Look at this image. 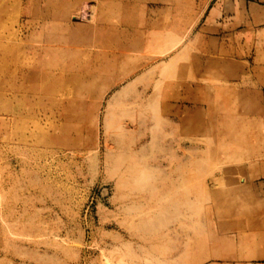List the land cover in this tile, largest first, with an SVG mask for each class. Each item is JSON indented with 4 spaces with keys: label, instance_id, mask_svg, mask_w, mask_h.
<instances>
[{
    "label": "rangeland",
    "instance_id": "rangeland-1",
    "mask_svg": "<svg viewBox=\"0 0 264 264\" xmlns=\"http://www.w3.org/2000/svg\"><path fill=\"white\" fill-rule=\"evenodd\" d=\"M227 1L0 0V264H264V0Z\"/></svg>",
    "mask_w": 264,
    "mask_h": 264
},
{
    "label": "crops",
    "instance_id": "crops-1",
    "mask_svg": "<svg viewBox=\"0 0 264 264\" xmlns=\"http://www.w3.org/2000/svg\"><path fill=\"white\" fill-rule=\"evenodd\" d=\"M223 0H220V2H222ZM231 1V0H230ZM243 1V0H242ZM242 1H238V3H243ZM229 2V0L227 1ZM227 4V3H226ZM246 5V4H245ZM254 6L251 7H255V9L258 12L263 11L264 12V6L263 5H259V4H253ZM230 8V5L227 4L223 10L228 11ZM223 10L217 7H214L213 10L210 12V16L212 19V22H210L209 27L211 30H214V32H217V34H220V38L223 37V35H228L227 33H225L227 30L225 28V26L227 25V23L225 22H219V18L222 17L223 14ZM242 10H240L241 12ZM225 21V18H224ZM217 39H219L218 37H215ZM201 88V89H200ZM203 91L202 93H207L208 90L206 87L204 86H191L189 88L186 89V91L184 93H187V95L192 96V102L189 103H179V104H175V103H170L171 106H175L173 108V117L175 118V120L177 121V124L179 126H186V127H190L192 128V130L196 127H202L205 126L204 120H203V111L204 107H202L199 103H196V92L197 91ZM182 93V92H180Z\"/></svg>",
    "mask_w": 264,
    "mask_h": 264
},
{
    "label": "bare ground",
    "instance_id": "bare-ground-1",
    "mask_svg": "<svg viewBox=\"0 0 264 264\" xmlns=\"http://www.w3.org/2000/svg\"><path fill=\"white\" fill-rule=\"evenodd\" d=\"M103 77V75H101V74H99V73H97V74H92L91 76H88L87 77V81L84 83V85L82 86V90L80 91V90H78L77 91V95L79 94H81V92H82V94H84L85 96H89V97H91L92 98V96H94L95 94H97L98 93V91L100 90V87L104 84V89H105V92H106V85L108 86V84H105V83H101V84H99L98 82H99V80L101 79ZM84 78H85V76H84ZM127 79V78H126ZM123 80H125V78L123 77L122 79H121V81H123ZM113 82V81H112ZM117 83H120V81L119 82H117ZM127 83H128V81H127ZM131 83L132 82H129L128 84H126L123 88H122V90H119L118 92H117V94L115 95L116 97L118 96V97H122V96H124V95H126L127 94V92L129 91V89L131 88L130 86H131ZM114 84V86H116V83H113ZM133 85H134V83H133ZM111 88V87H110ZM103 89V90H104ZM16 91H18L17 89H15ZM108 90H109V88H108ZM26 98L25 99H27L28 101H31L32 100V98H34V93H36V91L35 90H33V89H28V91H26ZM15 93H13V95H14ZM19 94H21V93H16V95H14L12 98H16V97H20V95ZM115 96H114V98H115ZM18 111V110H17ZM20 111V110H19ZM13 123V122H12ZM215 183V182H214ZM211 184H212V182H211ZM213 186V185H212Z\"/></svg>",
    "mask_w": 264,
    "mask_h": 264
}]
</instances>
